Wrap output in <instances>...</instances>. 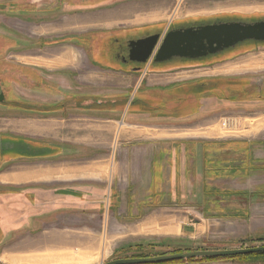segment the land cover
Instances as JSON below:
<instances>
[{
	"label": "crops",
	"instance_id": "obj_1",
	"mask_svg": "<svg viewBox=\"0 0 264 264\" xmlns=\"http://www.w3.org/2000/svg\"><path fill=\"white\" fill-rule=\"evenodd\" d=\"M99 20L92 24L114 21ZM61 30L62 25L56 24L39 36ZM26 32L31 37L35 34L30 27ZM79 50L65 45L52 59L35 54L26 59L32 61L27 62L29 66L45 71L47 59L55 66L50 70L63 74L58 79L64 90H44L48 96H60L55 103L40 99L48 102L46 107L102 95L107 99L97 101V111L71 115L70 108L63 106L50 111L62 116L33 118L26 125L20 124L24 121L18 116L0 118V264L5 262L2 249L6 241L50 224L45 218L50 219L51 214L65 216L67 208L82 211L84 203H90L91 209L107 206L103 214L106 222L123 230L113 238L131 244L181 238L247 246L264 240V111L241 110L238 123L226 126L238 129V135H213L212 129L219 124L210 113L214 100L206 83L211 75L192 81L195 76L183 74L189 71L166 74L168 71L158 67L141 75L131 91L122 89L117 101L105 96L109 90H92L100 86L126 88L131 76H100ZM83 71L86 74L81 75ZM69 72L80 75L74 78L84 88L69 92ZM222 72L238 73V67ZM116 75L123 83L115 84ZM250 82L244 87L251 86ZM222 88L226 94V85ZM32 97V103H41L37 96ZM249 98L245 102L257 104L261 99L259 94ZM123 99L125 105L117 106ZM183 107L182 112L192 120L164 121L168 116L176 118L172 112ZM190 123L203 131L202 136L177 133L181 125ZM28 195H32L30 200ZM182 201L186 204H180ZM20 203L23 208L39 203L50 206L41 213L26 214L17 207ZM208 264L243 263L235 259Z\"/></svg>",
	"mask_w": 264,
	"mask_h": 264
},
{
	"label": "rangeland",
	"instance_id": "obj_2",
	"mask_svg": "<svg viewBox=\"0 0 264 264\" xmlns=\"http://www.w3.org/2000/svg\"><path fill=\"white\" fill-rule=\"evenodd\" d=\"M12 8H14L13 15L10 10ZM32 9L38 10L36 14H31L35 17L36 27L30 29L35 32V36H32V38H25L23 35L18 37L20 44H22L20 50H23L21 52L23 58H15V60L20 62L19 68L24 70L32 68L38 71L40 80H34L32 77L26 76V74H21V69H19L17 78H14L12 74L8 75L7 65L11 64L12 58L10 57L14 56V54L13 52L11 53L12 49L7 46L4 49L3 45L0 44V68L3 69L1 71L3 74H0V84L3 85L7 99L0 106V118L18 116L20 120L24 121L20 122V124L24 125L32 123L33 118L41 120L61 115L59 112L51 113L50 111H54L55 108L46 107L45 105L48 102L42 103L40 99H50L51 103L60 100L57 92L53 96H48L49 92L44 90H64L58 79L63 74L60 75L57 70H50L55 66L49 64L47 59H44L47 64L46 69H48L46 71L29 66L27 62L32 61L26 59L28 54L42 55L52 59L60 51L63 52L62 46L52 45L59 41L57 39L58 36L65 37V45L67 47H78L79 51L83 52L88 65L90 64L92 67L97 68L100 76H109L113 73L131 76L130 85H127L126 88L115 87L113 89L100 86L92 90L94 92L97 90L99 92L101 90H109L110 93H106L105 96H109L108 99L114 98L113 100L116 99L118 101L121 98L116 95L121 94L124 90L128 92L134 89L141 75L153 72L156 68L167 64L155 63L154 58L163 37L169 31L175 30L177 27V29H184L215 23L241 22L251 24L264 21V0H0V25L2 21L6 20L5 18L23 17L22 20L25 21V18L29 15L28 11ZM96 18L100 19L99 22L102 19H105V21L114 19V21L112 20V22L103 25L92 24ZM17 24L19 23L15 25L17 26ZM56 24L62 25L60 32L48 33L39 37L40 33H44V30L47 29L51 31V28ZM21 26L22 29L20 30L25 32L26 30H23L25 25L20 23L18 27ZM3 32L0 29V36L5 38L6 36ZM9 34L12 35V32H9ZM156 34L161 38L153 48L146 63L139 64L128 60V43L130 41H136ZM7 38L4 40L10 42L14 37L8 36ZM38 38L46 40V44L41 46L35 44L33 48L32 43H35ZM75 40L76 42L74 43ZM14 41H16V38H14ZM27 41L29 46L26 43ZM203 58L206 59H203V61L201 60L202 58L194 59V61H176L174 65L179 68L168 71L166 74L184 70L189 71L183 74L189 77L195 76L190 79L192 81L201 75H211V81L206 83L210 91V99H212V102L214 100L210 113L215 114L214 123L217 122L219 125L223 124L222 127L225 126L221 128V126L217 125V128L212 129V134L238 135V129L234 127L226 128V126L230 123L234 124L235 121L238 123V117L242 115L239 111H251V109H255L259 113L264 111V42L246 40L231 48ZM183 65L189 66L184 67ZM234 67H238L240 75L235 72H222L224 69ZM84 74L86 72H81V75ZM78 75L74 72L67 74L69 92H74V89L84 88L74 78ZM167 78L176 79V77L170 76ZM224 78H227V81ZM249 80L252 81L250 82L251 86L244 87ZM115 81V84L123 83L117 75L115 76ZM125 83L127 84L126 81ZM225 85L226 94L223 93L224 89L222 88ZM142 88L144 87H140V89ZM258 90H261L262 93H257ZM256 94H259V98L262 99H259L257 104L250 101L245 102L250 99L251 95L255 96ZM38 95L42 96L38 97ZM32 96H37L35 99L40 100L41 103H36L34 111H29L27 109H30L28 104H31ZM61 97L64 98V95ZM225 97L227 100H224ZM105 99L107 98L102 95L85 97L82 100L79 98L80 101L78 102L67 101L64 103V108H70L71 115L81 113L86 115L90 114V112L83 111L93 110L92 112L94 113L98 108L96 102ZM238 101H242L243 104L238 103ZM86 103L89 104L87 105ZM125 103L126 99H123L117 106L122 107ZM41 104L44 105L41 106ZM102 106L100 105V107ZM72 109L76 110L72 111ZM183 109L184 107L181 111L172 112L176 118L168 116L163 118L164 121L181 122L192 120V117L189 118L188 114L182 112ZM36 122L41 123V121ZM181 126L183 127L177 131L181 136H202L203 131L198 130L197 125L193 123ZM30 196L32 195L27 196L28 200L31 199ZM39 204L40 206L37 205V207L23 208L20 203L17 207L20 212L25 210L26 214H31L46 211L48 206H50L48 203ZM180 204L185 205L186 202L182 201ZM106 212L107 206L106 208L91 209L90 203H84L82 211L76 212L74 209L67 208L65 216H59L57 213L51 214L50 219L45 218L47 222L50 220V224L40 225L34 231H29V233L25 234L21 233L4 243L2 250L5 254L2 256L4 259H2V262H5L2 264H104L114 259L130 258L138 255L154 256L176 251L229 250L264 246V240L250 242L247 246H237L238 242L224 243L218 239L192 242L181 238L176 240L148 239L131 244L130 241L113 238L114 234L122 233L123 230H116L108 225L103 215ZM75 213L79 214L78 217H74ZM118 235L121 236V234ZM238 261L243 264H264V260L254 258H240ZM208 263L211 262H188L183 264Z\"/></svg>",
	"mask_w": 264,
	"mask_h": 264
},
{
	"label": "water",
	"instance_id": "obj_3",
	"mask_svg": "<svg viewBox=\"0 0 264 264\" xmlns=\"http://www.w3.org/2000/svg\"><path fill=\"white\" fill-rule=\"evenodd\" d=\"M246 40L264 42V21L251 24L241 22L215 23L172 30L163 38L154 62L163 63L173 58H203ZM158 41V34L130 41L128 43V60L139 64L146 63ZM3 99L4 96L0 94V103ZM254 254H264V246L229 250H194L140 258H119L104 264H166L178 261L223 259Z\"/></svg>",
	"mask_w": 264,
	"mask_h": 264
},
{
	"label": "flooded vegetation",
	"instance_id": "obj_4",
	"mask_svg": "<svg viewBox=\"0 0 264 264\" xmlns=\"http://www.w3.org/2000/svg\"><path fill=\"white\" fill-rule=\"evenodd\" d=\"M14 5V4H13ZM15 7V6H14ZM14 8L10 9L11 10V14L13 15L14 14ZM57 9V8H55ZM44 10V9H43ZM3 11V9H2ZM38 12L37 9H32V10H29L28 11V17L25 18V21L22 20L23 17L21 18H15V17H12V19H8V18H5L6 20L5 21H2V24L0 25V29H2L4 32L3 34L6 36L5 38L0 36V44L3 45V48L5 49V47H9L11 50V53L13 52L14 56L10 57L12 58L11 60V64H8L7 65V68H8V75L9 74H12L14 78H17V76H19V69H21L20 73L21 74H26V76H30L32 77V79H36V80H40V73H38V71L32 69V68H26V70H24L23 68H19V64L20 62L19 61H16L15 58H21L22 57V51L23 50H20V47L22 44H20V40L18 39L19 36H22L25 37V38H32L31 36L27 35V32L25 31H22L20 29H22V26L21 27H18L20 26V23L21 24H24L25 25V28L23 30H26L27 27H36V22L34 21V18L31 14H36ZM27 19V20H26ZM16 23H19L17 24V26L15 25ZM178 28V27H177ZM175 29V30H178V29ZM185 29V28H184ZM172 31V30H171ZM9 32H12V35L9 34ZM16 35V36H15ZM14 37L16 38V41H14V38L13 40H11L10 42L8 40H4V39H8L7 37ZM34 36V34H33ZM40 37V36H39ZM61 38H63V40H61ZM145 38V37H144ZM160 36H159V40H160ZM164 38V37H163ZM57 39L59 40L58 42L52 44L53 46L55 45H59V46H62V48L64 49L65 47V44H66V39L64 36H58ZM75 39V38H73ZM76 42V40L74 41V43ZM161 42V41H160ZM35 44L41 46V45H44L46 44V40H42L40 38H38L36 40L35 43H32V46L35 47ZM48 44V43H47ZM31 45V44H30ZM60 48V47H59ZM59 54H61V51L59 52ZM58 55V54H57ZM27 57V56H26ZM23 58V57H22ZM203 59H206V58H202L201 60L203 61ZM181 60H186V61H194V59L190 60V59H185V58H173L169 61H166V62H163V63H167V64H164L162 66H160L159 68H161L162 70L164 71H173V70H177L179 67L174 65L176 63V61H181ZM5 64V63H4ZM173 64V65H172ZM169 65H172V66H169ZM184 67H187L189 65H183ZM138 69V68H136ZM3 69L0 68V74H3L1 71ZM7 75V76H8ZM0 94H2L4 96V99L3 101L0 103V106H2V104H4L6 102V93L3 89V85L0 84ZM13 102V101H12ZM15 103V102H14ZM97 103V102H96ZM35 105H37L36 103H32L31 104H28V106L30 107V109H27L29 111H34V108L36 107ZM64 106V103L60 104V105H56V106H52L53 108H58V107H63Z\"/></svg>",
	"mask_w": 264,
	"mask_h": 264
},
{
	"label": "trees",
	"instance_id": "obj_5",
	"mask_svg": "<svg viewBox=\"0 0 264 264\" xmlns=\"http://www.w3.org/2000/svg\"><path fill=\"white\" fill-rule=\"evenodd\" d=\"M133 249V248H130ZM136 249V248H134ZM188 251V250H187ZM185 252V251H183ZM173 253H182L180 251H176ZM140 257H148L147 255L141 256H133L130 258H140ZM240 258H254V259H261L264 260V254H254V255H248V256H237V257H232V258H223V259H202V260H187V261H178V262H173V263H166V264H183V263H188V262H212V261H222V260H235V259H240Z\"/></svg>",
	"mask_w": 264,
	"mask_h": 264
},
{
	"label": "bare ground",
	"instance_id": "obj_6",
	"mask_svg": "<svg viewBox=\"0 0 264 264\" xmlns=\"http://www.w3.org/2000/svg\"><path fill=\"white\" fill-rule=\"evenodd\" d=\"M4 260V259H3Z\"/></svg>",
	"mask_w": 264,
	"mask_h": 264
}]
</instances>
